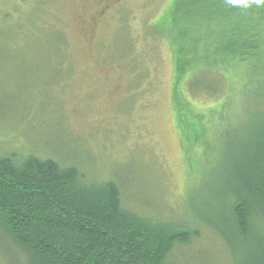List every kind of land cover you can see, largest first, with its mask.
<instances>
[{"label": "rangeland", "instance_id": "1", "mask_svg": "<svg viewBox=\"0 0 264 264\" xmlns=\"http://www.w3.org/2000/svg\"><path fill=\"white\" fill-rule=\"evenodd\" d=\"M173 1L0 0V158L49 159L89 183L113 180L124 209L200 229L168 264H232L198 222L201 198L185 199L193 183L202 194V173L225 165L219 148L206 160L178 130L173 57L160 35ZM192 101L199 111L214 104ZM241 112L248 126L264 115V102L254 98ZM213 131L210 144L222 140ZM17 255L0 241V264H22Z\"/></svg>", "mask_w": 264, "mask_h": 264}, {"label": "trees", "instance_id": "2", "mask_svg": "<svg viewBox=\"0 0 264 264\" xmlns=\"http://www.w3.org/2000/svg\"><path fill=\"white\" fill-rule=\"evenodd\" d=\"M168 16L160 35L173 57L178 130L206 160L219 148L225 165L215 168V158L195 180L202 194L193 183L185 199L201 198L198 222L223 242L232 264H264V115L240 125L244 105L264 102V0H174ZM201 97L214 104L196 110L192 99ZM212 128L222 140L210 144ZM189 224L124 209L113 180L89 183L49 159L0 158V241L22 264H168L175 248L200 238Z\"/></svg>", "mask_w": 264, "mask_h": 264}]
</instances>
